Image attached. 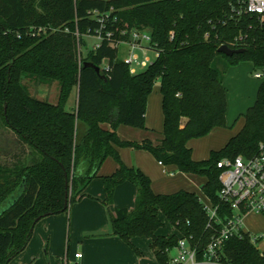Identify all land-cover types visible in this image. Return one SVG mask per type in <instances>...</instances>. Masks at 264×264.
I'll return each mask as SVG.
<instances>
[{"label":"trees","instance_id":"16d2710c","mask_svg":"<svg viewBox=\"0 0 264 264\" xmlns=\"http://www.w3.org/2000/svg\"><path fill=\"white\" fill-rule=\"evenodd\" d=\"M244 2L0 0V118L30 151L28 161L0 162V264H9L25 250L40 220L67 212L81 199L108 158L118 164L112 175L102 177L103 203L115 236L129 245L134 236L151 239L158 263L170 264L178 236L158 234L165 227L164 217L201 250L206 248L218 224L210 222L199 196L188 191L156 194L150 178L126 166L118 149L144 150L164 166L204 176L202 192L218 207V218L232 213L218 196L222 183L217 164L225 158L255 156L264 144V79L255 104L242 115L243 129L223 149L195 161L188 143L227 127L224 80L230 68L250 64L264 69V23L237 13ZM133 30L149 31L148 48L158 53L136 74L119 58L118 47L129 41ZM86 34L103 40L83 55ZM223 45L243 52L226 56L219 53ZM25 79L57 82L58 102L33 97ZM157 83L163 139L158 145L123 141L119 126L147 129L148 98ZM74 88L77 110L69 112L66 105ZM126 182L137 187L135 206L112 210L115 190ZM221 262L264 264V254L252 236L244 234L225 244Z\"/></svg>","mask_w":264,"mask_h":264},{"label":"crops","instance_id":"0c3cea01","mask_svg":"<svg viewBox=\"0 0 264 264\" xmlns=\"http://www.w3.org/2000/svg\"><path fill=\"white\" fill-rule=\"evenodd\" d=\"M88 37L97 40L93 36ZM84 40L87 44V48H84L85 52L87 49L95 48L99 43L97 41L92 45L89 40ZM121 46H126L130 53L128 43H122ZM119 58L124 60L126 57L119 56ZM107 65L108 62L104 61L103 67ZM253 71L255 69L252 65H239L228 70L224 80L228 100L227 127L215 128L206 137L194 139L188 143L195 161L208 159L213 151L223 149L229 140L243 129L245 119L242 115L255 104L258 89L262 83V81L255 80ZM29 82L33 81L29 80ZM29 82L26 86L33 97L48 102L53 100L52 103L49 102L51 104L58 102L59 93L57 98L56 95L59 92V85L57 82L52 84L33 82L35 87L33 90L29 87ZM154 89H158L161 94L159 85ZM151 97L152 94L147 104V129L121 125L117 132L123 141L135 143L150 141L154 145L160 144L163 139V125L156 127L150 114ZM154 103L156 105L157 102ZM77 105L78 88H74L66 109L69 112H75ZM156 107L158 109L157 105ZM159 110L163 122L162 95ZM103 127L109 129L108 125ZM155 128L160 131L158 134H152ZM118 152L126 166L138 168L150 178L151 187L156 194L170 195L179 191H188L198 196L199 194L204 195L202 186L207 181L205 177L204 180H200L198 175L184 174L174 166H164L144 150L119 148ZM117 168L118 164L114 159H106L99 171V177L89 183L84 196L74 202L67 212L40 220L35 225L32 238L25 250L9 264H159L151 247V239L141 235L134 236L130 239L131 245H129L112 232L109 210L103 203L105 189L102 177L112 175ZM136 197L137 187L130 182L123 183L115 190L111 208L112 210H131L135 206ZM245 232L250 234V231ZM78 254L81 255L80 258L76 257Z\"/></svg>","mask_w":264,"mask_h":264},{"label":"built area","instance_id":"2783aa9c","mask_svg":"<svg viewBox=\"0 0 264 264\" xmlns=\"http://www.w3.org/2000/svg\"><path fill=\"white\" fill-rule=\"evenodd\" d=\"M238 14H248L257 16L261 23H264V0H246L239 6ZM97 38L98 47L103 38L101 35L93 36ZM152 41L149 31L133 30L130 33L128 43L130 53L124 59V62L130 67L132 74L136 73L135 66L147 68L152 64L148 55L141 60L137 54L138 51L150 50ZM81 52V50H80ZM156 53V52H155ZM158 57V53H156ZM108 69L107 67H104ZM256 79H264L261 73L255 74ZM221 170L220 181L222 188L219 192L221 202L227 204L228 209L232 212L224 219L218 218V207L214 206L212 201L207 198L208 204H204L208 213L210 222L215 221L218 224L214 235L204 250L200 249V244H196L192 237H186L179 231L175 233L178 236V244L174 248L175 256L170 258V264H224L221 262V252L225 244L233 237H242L248 234L243 229L244 218L247 214L254 213L264 215V144L259 145L258 152L255 156L246 158L238 156L234 159L225 158L217 164ZM210 223L208 227H210ZM259 238H252L257 244ZM261 251V250H260ZM264 254V251H261ZM202 254V259L199 255ZM80 258L81 255L76 256Z\"/></svg>","mask_w":264,"mask_h":264},{"label":"rangeland","instance_id":"374dc122","mask_svg":"<svg viewBox=\"0 0 264 264\" xmlns=\"http://www.w3.org/2000/svg\"><path fill=\"white\" fill-rule=\"evenodd\" d=\"M84 39H86L87 41L89 40V42L92 45L97 43V41H98L96 39L89 38L88 34H86L84 36ZM80 50H81V54L86 55L87 52L84 51V48H81ZM137 54L141 60H143L145 58V55H148L152 61H154L156 59V53L152 50H147L146 53H144L143 51H138ZM128 55H129L128 48L126 46H121L119 56L121 58H125ZM244 65H250V64H244ZM135 69L138 73H141L145 70V68L138 67V66H135ZM256 73H261L264 75V69H259V70L253 71V77L254 78H255ZM226 75H227V73H226ZM255 80L257 82L262 81V79H256V78H255ZM28 82H29V80H27V79H25L23 81V83L25 85H28ZM158 85H159V83L156 84V87ZM29 87L32 90L35 88L33 82H29ZM58 93L59 92H57L56 98L58 97ZM151 94H152V97H151L152 108H151L150 114L152 115V118L154 119V123H155L156 127H159V126L161 127V125H163V128H164V119L162 122V117H161L162 115H161L160 110H159L161 94L158 92V89H153V92ZM51 101H53V100H49V102H51ZM155 101L157 102L156 105L158 106V109L154 103ZM155 107H156L157 111L155 110ZM237 121H238V119H237ZM237 121L235 123H237ZM155 129L156 130L153 131L152 134H158V132H160L159 130H157V128H155ZM27 148L28 147L23 146L21 144L17 135L3 124V122L0 118V162L3 164H12L13 162L17 161L18 159H22L23 161H28V158H29L28 155L30 154V151ZM198 178H200V180H204V176H198ZM199 196H200L201 201L204 204H208V201H207L205 195L199 194ZM162 219L165 222V227L161 228L158 232L161 236L168 238L172 234H174L176 230L173 229L168 224V222L166 221V219L164 217ZM244 221H245V225H243L244 230L250 231V235L252 236V238H259L258 242H257V247L260 250H264V215H257L254 213H250V214H247L245 216ZM170 256L171 257L175 256V251H172L170 253Z\"/></svg>","mask_w":264,"mask_h":264},{"label":"water","instance_id":"95a60500","mask_svg":"<svg viewBox=\"0 0 264 264\" xmlns=\"http://www.w3.org/2000/svg\"><path fill=\"white\" fill-rule=\"evenodd\" d=\"M243 50H234V49H231L230 47L226 46V45H223L219 48V53H222L226 56H233L234 54H238V53H242ZM97 70H99L97 68Z\"/></svg>","mask_w":264,"mask_h":264}]
</instances>
